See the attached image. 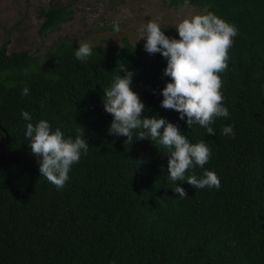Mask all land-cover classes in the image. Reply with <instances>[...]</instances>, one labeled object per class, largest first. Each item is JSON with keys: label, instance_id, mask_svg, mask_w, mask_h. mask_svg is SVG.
I'll return each instance as SVG.
<instances>
[{"label": "trees", "instance_id": "1", "mask_svg": "<svg viewBox=\"0 0 264 264\" xmlns=\"http://www.w3.org/2000/svg\"><path fill=\"white\" fill-rule=\"evenodd\" d=\"M183 4L169 0L173 8ZM189 6L238 30L228 68L219 73L229 116L215 118V135L198 124L188 128L187 117L161 107V91L171 82L167 59L146 52L144 39L91 45L85 61L76 59L78 43L68 39L42 55L10 53V41L0 45V126L9 136L0 147V264H264V0H189ZM39 17L47 33L72 21L74 12L59 6L41 9ZM176 26L161 30L179 39ZM121 64L133 72L143 116L163 117L191 143L210 147L209 162L186 176L214 171L218 189L178 181L187 193L180 198L168 179L166 149L135 139L139 130L131 142L109 133L113 117L103 89L124 75ZM40 120L65 138L84 132L89 144L61 189L41 176L25 138L27 123ZM229 125L234 135H222Z\"/></svg>", "mask_w": 264, "mask_h": 264}, {"label": "clouds", "instance_id": "2", "mask_svg": "<svg viewBox=\"0 0 264 264\" xmlns=\"http://www.w3.org/2000/svg\"><path fill=\"white\" fill-rule=\"evenodd\" d=\"M188 6L189 0H184L183 7ZM175 30L179 39L166 36L160 24L152 19L139 29V40H145V51L149 54L160 53L167 59L164 75L170 77L171 82L161 91V107L175 110L181 120L187 117L188 128L198 124L206 129L207 135H215L214 128L210 126L215 118L229 116L223 104L219 73L228 68L229 49L238 30L212 12L184 18ZM114 31H120L118 24L114 25ZM91 55L92 46L78 42L76 59L85 61ZM120 70H124V75H116L111 86L103 89L104 109L113 117L109 133L127 137L126 142H131L133 130H139L135 139H150L156 142L155 145L166 149L165 155L169 157L168 179L176 184L172 190L180 198H186L187 193L177 185L178 181H186L195 189H218L220 179L214 171L205 170L201 178L195 174L186 176L189 169L197 166L203 168L209 162L210 147L203 140L191 143L181 134L177 125L163 117L143 116L145 105L131 88L133 72L128 71L123 64L119 66L118 72ZM22 94L27 96L29 89L25 87ZM21 116L25 121L32 119L27 111H22ZM83 135L84 132L74 139L65 138L59 128L52 131L46 120L26 125L25 138L29 141L31 154L38 158L41 176L57 189L64 187L72 165L79 162L81 154L86 155L88 152L89 144ZM222 135H234L233 126H225Z\"/></svg>", "mask_w": 264, "mask_h": 264}, {"label": "rangeland", "instance_id": "3", "mask_svg": "<svg viewBox=\"0 0 264 264\" xmlns=\"http://www.w3.org/2000/svg\"><path fill=\"white\" fill-rule=\"evenodd\" d=\"M68 7L74 19L56 31L42 33L41 9ZM196 7L173 8L169 0H0V45L10 41L9 52L44 54L61 39L92 46H120L123 37L140 42L139 29L147 20L160 27L205 14ZM118 24L120 31H114ZM139 40V41H138Z\"/></svg>", "mask_w": 264, "mask_h": 264}, {"label": "water", "instance_id": "4", "mask_svg": "<svg viewBox=\"0 0 264 264\" xmlns=\"http://www.w3.org/2000/svg\"><path fill=\"white\" fill-rule=\"evenodd\" d=\"M0 130L2 132H4L5 135H6V141H5V143H0V147H3V146H6L9 143V136H8V133L6 132V130L3 129L1 126H0Z\"/></svg>", "mask_w": 264, "mask_h": 264}]
</instances>
